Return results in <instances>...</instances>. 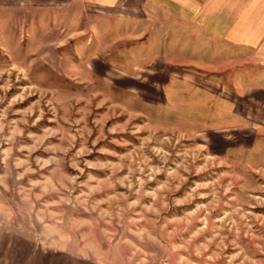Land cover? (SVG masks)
I'll list each match as a JSON object with an SVG mask.
<instances>
[{
	"label": "rangeland",
	"instance_id": "1",
	"mask_svg": "<svg viewBox=\"0 0 264 264\" xmlns=\"http://www.w3.org/2000/svg\"><path fill=\"white\" fill-rule=\"evenodd\" d=\"M44 13L0 10V264H264L257 59Z\"/></svg>",
	"mask_w": 264,
	"mask_h": 264
},
{
	"label": "crops",
	"instance_id": "2",
	"mask_svg": "<svg viewBox=\"0 0 264 264\" xmlns=\"http://www.w3.org/2000/svg\"><path fill=\"white\" fill-rule=\"evenodd\" d=\"M68 8L99 11L107 20L128 18L133 21L144 17L143 26H166L163 34L174 36L177 42L200 41L208 36L211 41L239 44L241 58H255L258 67H264V0H0L4 18L15 11H31L33 18H38L37 12L45 11V15ZM45 17L39 19L49 22L51 17ZM103 17L100 20L104 21ZM173 27L177 29L174 31Z\"/></svg>",
	"mask_w": 264,
	"mask_h": 264
}]
</instances>
